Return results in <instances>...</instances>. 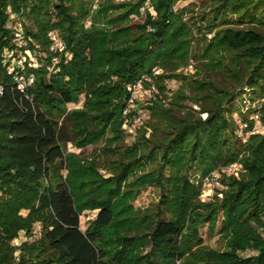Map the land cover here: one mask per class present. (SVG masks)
<instances>
[{"label":"trees","instance_id":"obj_1","mask_svg":"<svg viewBox=\"0 0 264 264\" xmlns=\"http://www.w3.org/2000/svg\"><path fill=\"white\" fill-rule=\"evenodd\" d=\"M181 1L0 0V264H264V135L252 133L251 119L264 125V0H212L209 14L187 20L188 8L174 11ZM143 8V22H133ZM11 16L23 21L20 50L45 53L44 64L9 71L5 52L18 51ZM50 33L62 50H51ZM194 44L238 89L189 81L174 105L199 111L174 114L151 101L152 122L123 148L126 86L148 77L164 94L165 80H186L177 71ZM16 76L33 83L20 90ZM83 95L82 107L67 111ZM245 96L239 136L231 105ZM66 143L101 144L106 160L66 153ZM236 163L240 179L224 178L223 197L201 202L189 172L203 179ZM147 188L158 190V203L138 210L133 202ZM95 211L82 231L80 217ZM36 224L38 240L12 246ZM218 225L224 251L205 248L201 236ZM247 250L257 254L241 257Z\"/></svg>","mask_w":264,"mask_h":264},{"label":"rangeland","instance_id":"obj_2","mask_svg":"<svg viewBox=\"0 0 264 264\" xmlns=\"http://www.w3.org/2000/svg\"><path fill=\"white\" fill-rule=\"evenodd\" d=\"M120 1H124V0H120ZM212 2H213L212 0L181 1L176 5L174 11L177 12V10L188 8V11H186L184 15L185 20L191 17L200 19L205 14H209V10L213 4ZM145 7L149 8L150 2H149V5L145 3ZM140 12L142 14L140 18L131 16V19L133 20V22L135 23L143 22L145 9L144 11L140 10ZM151 14L155 15V13L153 12ZM22 22L23 21L21 19H18L16 16H11V20L8 25V27L11 28L13 32L15 33L14 43L16 44L18 48V51H16V54L5 52V55H4L5 60H6L5 62L9 63L10 72L14 71L15 69H19V68L22 70L25 62H27L30 66L37 68L40 64H44L45 59H46V54L43 52L31 53L30 51L22 52L20 50V48L24 46V43H23L24 40L22 36ZM54 35L55 37L58 38L57 33H54ZM211 37L212 35H207L208 39H211ZM51 50L56 51V47L54 48L52 47ZM199 50H200L199 45L194 44L192 48L193 57L189 61V65L177 71L178 73H181L186 78V80H182V81L177 80V79L165 80L164 81L165 91L163 92L164 94H162V92L155 85L159 92V94L157 95L155 99H153L152 95H150V93L148 92L147 90L148 86L143 87V90H142L143 93L141 92V95L138 98V103L134 107L135 112L139 113V117L141 118V121H142V126L136 131H132V132H130L129 130L124 131L125 140L123 143V148L130 146L137 138L139 134V130L146 128L147 124L152 122L150 112L146 109L147 105L151 101L162 100L165 106L164 108L166 109L171 108L174 114H180V115L193 114V112L199 111V108L197 106H194L192 103L187 102V101L182 102L179 105L178 104L174 105V103L177 102L176 97L179 94V92H182L185 95L189 94V88H188L189 81L199 78L203 80L213 81L221 88L227 87L229 89L231 88L238 89L237 84H235V82L228 76V74L225 72L224 69L219 70L218 68L214 67L213 63L202 60ZM54 62H56V60H54ZM224 62L226 64L228 63L230 64V56H226ZM241 70H240L241 72L240 74H244V68L243 69L241 68ZM156 71H157V74L155 73ZM154 73L155 75H159L161 71L155 70ZM84 99H85V96L84 95L81 96L79 104L67 106V111L74 110V109H80L83 105ZM231 106L233 108L232 118L233 120H235L239 128L238 135L242 136L245 125L241 124L240 122L239 112L241 113L248 112L251 104L249 103L248 98L245 96L243 97V99H241L240 97H236ZM194 114H197V113H194ZM205 117L206 115L202 116L203 119ZM251 119H253V121L255 122L252 133L264 135V125L260 123L259 116L255 114L253 117H251ZM62 120L63 119H61V121ZM64 129L65 130L63 131V137L68 139V137L66 136V127H64ZM252 133H247V135H250ZM149 134L150 132L146 134V137H148ZM101 148H102L101 144L97 146H88L85 149H77L70 143H66L65 145L66 153H74V154L80 155L81 157L87 158V159L91 157H94L96 159L99 158L101 161H104L106 160L105 156L102 155V153L101 154L99 153V150ZM233 165H236V169L234 171H231V172L228 171V168L230 166L215 171L218 174L217 182L219 185H216V182H214L215 184L211 182L210 185L204 184L202 182L203 179H200V175L198 174L196 169L189 172V177L191 181L194 182L195 184H201L202 186V191L200 195L201 202L210 203L212 202V199L215 196H217L220 199L223 197L222 192L226 189L225 183L222 182L224 178L233 177L235 179H240L242 174H244V170L241 168V165H239L238 163L233 164ZM107 170L108 168L100 169L99 173L105 178H108L110 177V174L107 172ZM158 198H159V192L156 188H147L146 190H143L138 194L135 201L133 202V205L138 210L151 209L157 205ZM96 214H97L96 211L95 212H85L80 217V227L82 231H85L87 229L89 222L95 219ZM21 215L26 216L27 212L23 211ZM219 229H220V225H218L216 231L213 234H209L207 232V227H203L201 229V236H202L205 248L214 250V251L226 250L225 242L219 236ZM39 237H40V226L36 224L32 232V237L27 238V236L23 232H21L19 234V237L14 239L11 244L13 247L18 248L24 242L33 243L34 241L38 240ZM19 253H20L19 251L15 253L16 258L19 257ZM239 254L241 255V257L246 258V257H254L257 254V252L253 250H247L246 252L239 253Z\"/></svg>","mask_w":264,"mask_h":264},{"label":"built area","instance_id":"obj_3","mask_svg":"<svg viewBox=\"0 0 264 264\" xmlns=\"http://www.w3.org/2000/svg\"><path fill=\"white\" fill-rule=\"evenodd\" d=\"M150 0H147L146 4L149 5ZM144 11V9H141V11ZM88 26L90 23L87 24ZM150 31V29H148ZM50 38L53 41V48L56 47V50H62L63 49V43L60 40V38L55 37L54 33L49 34ZM24 67V66H23ZM157 74V71L155 72ZM16 82L18 83V88L20 90L25 89L26 86L31 85L33 83V78H29L28 80L25 79L22 76H16L15 78ZM148 86L147 90L152 95L153 99L157 97L159 94L157 87L155 84L152 83L151 79L148 77H143L141 80L137 81L134 84H129L126 86V90L130 95V98L127 103V107L123 111V130H129L130 132L136 131L142 126L141 118L139 117V113H136L134 110V107L138 103V98L141 95V92L143 90V87ZM3 87L0 84V95L2 94ZM143 93V92H142ZM132 115V116H131ZM236 169V165H231L228 168V171H234ZM229 172V173H230ZM218 174L216 172H213L210 176L203 178L202 182L204 184L210 185L212 182H216V185H219L218 182ZM211 184V185H213Z\"/></svg>","mask_w":264,"mask_h":264}]
</instances>
